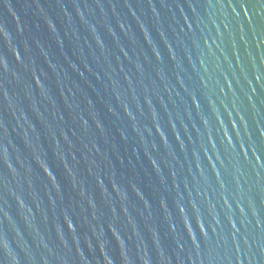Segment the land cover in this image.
I'll use <instances>...</instances> for the list:
<instances>
[{
  "label": "water",
  "instance_id": "95a60500",
  "mask_svg": "<svg viewBox=\"0 0 264 264\" xmlns=\"http://www.w3.org/2000/svg\"><path fill=\"white\" fill-rule=\"evenodd\" d=\"M0 264H264V0H0Z\"/></svg>",
  "mask_w": 264,
  "mask_h": 264
}]
</instances>
